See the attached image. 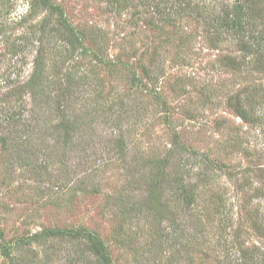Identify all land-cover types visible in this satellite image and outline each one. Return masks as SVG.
<instances>
[{
	"label": "rangeland",
	"instance_id": "obj_1",
	"mask_svg": "<svg viewBox=\"0 0 264 264\" xmlns=\"http://www.w3.org/2000/svg\"><path fill=\"white\" fill-rule=\"evenodd\" d=\"M217 1L0 0V264H264V52Z\"/></svg>",
	"mask_w": 264,
	"mask_h": 264
},
{
	"label": "trees",
	"instance_id": "obj_2",
	"mask_svg": "<svg viewBox=\"0 0 264 264\" xmlns=\"http://www.w3.org/2000/svg\"><path fill=\"white\" fill-rule=\"evenodd\" d=\"M181 3H184L183 8L181 9L183 10L185 8H190L192 5H200L201 0H185V2L181 0ZM215 6L219 7V9L215 10L213 16H210V25L213 28L214 33H225L226 35L237 37L239 40L244 39L243 44L247 50H252L253 52L262 50L264 52V32H257L254 28L257 18L258 20L264 19V0H218ZM239 116L247 119V115H244L242 111H239ZM62 125L63 122L60 123L59 126H57L58 129H60ZM62 129L65 131V135H67V137L69 138L70 130L72 129H70V127L68 126H64L62 127ZM156 176L159 177L158 185H156L155 183L153 184L152 182L150 184L149 193L154 194L155 192L157 203L152 202V199L148 198V200L150 201V203H153V210L155 211L156 215H160L162 208L160 188L163 180L161 178L162 175ZM156 187H158V189H156ZM181 187L183 208L187 210V208L193 207L194 197L193 194L191 195V193H189V191L187 190L188 187L186 185L182 183ZM52 233L57 236L61 235L56 234L55 232ZM93 236V234L89 233V246L92 247L94 253L98 255L101 264H112L108 257V253L102 245V242L97 237Z\"/></svg>",
	"mask_w": 264,
	"mask_h": 264
}]
</instances>
